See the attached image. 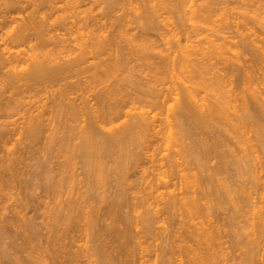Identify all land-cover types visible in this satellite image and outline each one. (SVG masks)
Segmentation results:
<instances>
[{
  "label": "bare ground",
  "instance_id": "bare-ground-1",
  "mask_svg": "<svg viewBox=\"0 0 264 264\" xmlns=\"http://www.w3.org/2000/svg\"><path fill=\"white\" fill-rule=\"evenodd\" d=\"M10 1L4 0L1 2L0 0V30H6V28L14 26L17 23V26L11 28L13 29L11 30V34H6L10 35V37L7 36V39L0 38V194H5L6 189L8 191L11 186L13 188L17 177V181L19 182L20 180L22 182L19 178L24 175L25 172L23 173V170L26 171V166L23 167L21 162L27 165V161L24 162L25 158L23 159L24 156H22L23 153H26L28 157L30 155L29 161L30 159L38 161L37 164L33 163L36 164L35 168L31 167L28 163L27 168L30 166L35 170H30L32 173L31 175L28 174L27 177L29 175L30 177L32 176V180L35 178V181L33 180L34 184H36L37 179L41 178V182L44 183L42 185L40 183L41 186H38L42 188V193L44 190H47L46 194L52 195L54 193L53 195H55L56 193L58 195H55L57 197L47 195V198L44 195V200L45 198L48 200V197H51L52 203L57 202L58 205L57 203L56 205L54 204L56 209L54 208L53 210L48 206L51 203L46 207L45 204L47 202H44V206L48 211L52 210L54 217L52 214H49L54 218L53 220L50 217L53 223L45 217L46 209L43 211L45 214L41 213L40 216L37 206H39L41 211L40 205L43 202H41L40 196L37 194L39 196L38 201L40 200L41 203L34 204V202H38V196H34L37 192L34 193V190L32 191L35 187L31 186L32 180L30 177L28 180H31V182H27L26 175L24 176L26 179L24 182L27 183L25 184L28 187H33L29 188L33 192V195L28 194L31 198L26 195L23 197L24 193L21 191L18 193V189L20 188H18L19 186L16 187L18 188V192L16 193L21 194L22 198L20 195L17 196V194H15V197H20L19 200L22 199L21 202H25H22L23 204L20 203V207L17 205L24 212V215H22L24 217L28 216L26 210H29V205H32V203L36 205L33 209L29 207L30 211L32 210L34 211L33 213L37 214V220L39 218H43V220L44 217L46 218L44 221L46 223L47 220L45 227L48 230L46 233L44 231L45 228L43 229L46 234L45 238L42 239L43 236H40V234L44 235V233L41 232L42 230H40L39 226L36 228V221L33 222L35 219L34 214H31L34 219L30 218L33 221L27 217L31 221L28 224H26L28 219L22 220L23 222L27 221L23 224L27 227L24 230L21 220L19 221L21 224L18 223L17 215L21 214V211L13 209L17 205H15L16 207L12 205L13 210L11 209V211L16 212V214L11 213L13 215L9 221L3 220L1 216L4 214H0V223L2 224V229L7 228L9 230L13 227V231H7L6 229V232L4 230L3 232L1 231L0 240L5 241L14 232L16 234L11 236L17 238L16 240L12 239L14 241L10 242V244H8L9 242L5 243L8 244L6 246L0 241L6 247L3 249L0 245L3 249L0 251V264H147L145 263L147 262L145 256H150L153 247L148 251V247H143L144 242H142L141 238H145L148 235L154 238L156 235L152 234L155 232L159 235L156 237L158 239L161 238L159 240L161 242L158 243L156 248L159 244L161 246L163 243L166 244H163V248L159 246L161 249H164L165 245L166 248L163 250V254L167 255L166 258L162 254L163 251L161 252V250H158L160 248H157L160 251L158 253L164 256L160 255L164 259V263L161 262L162 264H221L226 260H228L226 262L229 264V259L232 262L235 258L238 259L237 256L241 257H239L240 260L236 259L235 261L237 262L232 264H264V253L260 250L261 246L263 249L264 244L260 246L258 240H264V210L261 207L260 211V208L258 209L260 203L263 201H260L258 196L255 202V197L253 196L257 188L261 189L264 187L262 186L264 184V32L262 31V39L261 37L260 39L256 37L254 31L252 33L255 34L254 38L256 37L257 39H250L254 34L252 36L243 35V33H246L243 31L245 29L243 25L247 28L246 23L249 21L246 17V23L242 22L245 20L243 18L244 20L241 21L242 25L238 27L235 23L236 26L231 25L236 27L233 28L234 31L236 29L235 32L232 30L235 36L232 37L233 34L231 39H234L237 43H234L230 39L228 41V36L231 35L229 34L227 37L225 36L226 38L222 35L223 42L218 44V41H221V39L220 37H216L226 30L224 28L225 30L223 29V31L218 29L221 31L219 32L221 34H218L216 37L214 34L212 39L209 35L210 37L207 39H211L212 41L207 40L205 36L204 39L201 38L203 41L206 40V44L208 43L207 47L201 39L199 41L201 40L202 42H200L204 46H201L199 41L193 43L194 45L188 46L185 45L188 42H185V46H182V41L179 40L177 34L176 39L178 38V40L175 44L172 41V44L178 50L173 46L174 50L168 47V49L161 51L159 47L155 48V44L156 46L161 44L158 43L159 45H157L156 41L158 40L154 41L150 37L153 35V32L151 35L150 32L155 30V26L156 28L158 27L159 20L155 17L164 8H162V11H159L160 8H154L159 7L158 4L154 5L156 0H153L154 2L152 0H140L142 3L140 4L143 7L141 11L139 9L142 7H140L138 0L139 7H137L139 9H136L135 17L137 20H140L138 24H140L139 28H141L143 33L141 32L142 34L138 35L139 39L136 36L135 40L131 41V38L130 41L133 43L137 39L141 40V42L139 41L140 47L137 45V47L132 46L134 47L132 48L129 46L134 44H131L128 40L132 34L127 38L126 34L125 36L123 35L125 31H119L121 30V26L116 21L119 20L118 17L113 21L115 24L116 22L118 23V26L117 24L116 26L119 29L117 30L119 33H114L115 29L107 31L106 23L108 22L103 21L104 16L107 17V15H104L107 10L104 11L105 13H99V15H104L103 17L99 16V18L98 16L94 17L95 11L92 12L93 14L91 11H88L90 13L84 11L87 13L85 15L80 10L83 6L86 9L87 6L91 8L93 4H90L93 0H38V3L37 0ZM99 1L96 2L95 0L93 2L97 5L102 2V0L101 2ZM107 1L109 0H103L106 3ZM115 1L114 3H116ZM128 1L131 3V0ZM163 1L161 2L163 3ZM169 1H174L173 3H175L176 0H168L167 5ZM183 1L185 2V0ZM183 1L178 0V4L176 3L179 9H183L182 6H185ZM194 1L196 2V0H192V4L190 5H193ZM216 1L217 3H222L223 0ZM216 1H213L214 3L210 2L217 5ZM235 1L236 5L243 2L241 0V2L239 0L238 2L237 0ZM226 2L224 1L223 4H226ZM257 2H253L254 7ZM259 2L263 1L260 0ZM137 3L133 2L132 4L137 5ZM152 3L153 7L151 6ZM234 3L230 2L228 4ZM220 4H218V7L223 9L225 5L219 6ZM206 5L210 6L209 3H206ZM98 6L95 7L98 8ZM197 6L199 7V2L198 5L196 3ZM259 6L261 7V3L256 8ZM178 7H176L177 10ZM186 7L185 9H187ZM196 7H193L194 10ZM198 7L197 11L195 10L196 13L212 9V7L208 9L205 6L207 10L205 8L202 10L201 8L204 7L202 5L201 8L199 7L200 11H198ZM218 7L217 9H219ZM227 7L225 6V9ZM247 7V11L250 12L249 10H252L253 14V9H249L250 6L248 5ZM262 7L264 6L262 5ZM235 8L237 9V7ZM93 9L95 10L96 8ZM155 9L159 10L156 12ZM188 9L189 13L190 11H194L193 9L190 10L191 8ZM228 9L231 14L232 7L231 9L228 7ZM257 9H255L257 12L263 10L262 8L259 11ZM81 11L83 13H80ZM110 11L107 12L109 13ZM195 11L192 12L193 16ZM221 11L219 12L221 13ZM247 11L244 10V14H240H248L245 13ZM125 13L128 12L125 11ZM189 13L186 12L187 15ZM16 14L19 17H15ZM224 14L227 13H223L222 15L224 16ZM203 15L205 16V14ZM219 15L216 14L215 17H219ZM122 16L125 20L129 19L126 14L124 15V12ZM119 17L121 18V16ZM224 17L226 18V15ZM251 17L254 18V14ZM258 17L255 21H258ZM195 18L192 19L195 20ZM123 19L121 18L120 22ZM204 19L207 21V18L204 17ZM204 19L201 16V20ZM201 20L200 22H202ZM215 21L218 23L217 20ZM251 22H248V24L252 25ZM261 22L259 25L263 24L261 26L263 28L264 23L263 21ZM125 23L127 25V21ZM255 23L257 24L258 22ZM76 24L81 26L77 27ZM120 24L125 26L122 23ZM132 24L134 23L132 22ZM218 25L216 28H218ZM162 26L161 28L164 27ZM213 26L216 29V25ZM240 26L244 27V29ZM110 27L113 28L112 25ZM78 28H82L83 33L85 32L84 34H80V40L78 39L79 37L77 39L72 38ZM250 28L248 27V29ZM257 28L253 27L251 29L255 30ZM106 32L109 34L105 35ZM120 32L123 36L118 35ZM73 33L75 34L72 36ZM67 36H71L72 39L70 40ZM119 36L126 37L129 41L126 40L127 44L125 46L128 43L131 44L126 46L127 49L129 47L128 50H125L123 43L120 44L124 38L120 40ZM236 37H241L242 42L236 41ZM214 38L219 40L213 41ZM224 38L226 43H224ZM117 39L120 40H118L120 43H118ZM172 40H175V38ZM123 42L125 43V41ZM238 43H241V45ZM27 44L30 45H28L29 48L26 46ZM20 47H24L28 51L22 50ZM154 49H158L159 51L157 52L156 50L155 52ZM124 50L130 53L128 56L135 57H133L135 59L134 66L131 64L134 62H131L133 58L131 60L128 56L127 58H119L120 55V57H126V55L123 56L121 53ZM244 55H251V57L250 59L248 57L246 59ZM242 57L244 58V63L242 62ZM139 59H142L145 65H138V61L141 62ZM130 64L133 68L129 66ZM137 65H143V70L140 69L139 72L143 73V76L139 75L137 70L141 66L138 67ZM237 65H239V68ZM128 66L129 69L132 68L137 73L131 69L132 72H127L129 70L124 68ZM144 66L145 68H143ZM135 67H138V69L136 70ZM121 68L125 70V74L121 75L125 77L123 79L119 75L120 73H117L118 71L123 73V70H120ZM133 72L135 73L134 76L139 75L135 79L141 77L142 80L140 79L141 82L139 79V82L137 80H130L133 85L129 86L131 83L128 78H131V75L134 74ZM126 73H129V75L127 74L126 76ZM234 76L235 78H233ZM198 78L201 83L197 80ZM168 80L169 83H167ZM197 81L200 85L199 83L197 84ZM127 84L132 88L127 87ZM167 84L170 85L168 86ZM256 85L262 89L258 90ZM131 89H134V91H131ZM137 90L139 93H137ZM45 92L47 93L45 94ZM47 94V101L42 100V97L46 98ZM143 106L144 108L150 107L153 110L157 109L161 113L165 112L164 115L167 113L166 120L160 117L158 119L157 116L153 115L154 113L151 114L149 109L146 111ZM8 109L10 111H7ZM11 111L12 113L15 112L14 115L16 112L22 113L21 117L17 114V120L19 118L21 120L24 119L26 123L19 120L23 124L19 123L22 126L18 127L19 124L16 120L18 125L14 124L15 122L13 121L15 120L11 121L9 118L13 116V114H9ZM3 112H7L8 115L5 113L7 115L5 116ZM161 113L159 114L161 115ZM123 117L126 120H123L119 124L118 122ZM54 120H57L58 124L53 126V123H56ZM10 125H17L19 129H13L14 127ZM57 133H60V137H57ZM19 135H22V139H18ZM46 136L48 138L47 143L43 141ZM63 142L65 143L63 144ZM39 143L45 144L43 147L45 149H41L42 146L39 148ZM9 144H13L14 147L24 144L25 147L20 148V146L19 151L23 150L20 151L18 157H14L18 152H14L13 145L9 147ZM58 144H61L60 148L58 147L60 155L57 152L53 154L62 156L63 162L57 159L59 157H53L52 161L57 159V162H62V164L57 163V167H55L58 170L55 167L54 170L58 171L57 175L60 172L59 179L62 177L66 178H64L65 180L62 178V182L65 181L62 184L64 186L60 185L59 182L61 181L56 179L63 190L58 189L60 188V186L57 187L58 183L54 185L55 183L51 182L54 180L52 173H55V171L50 173L53 170L54 164L56 165V160L52 162L50 159V157L54 156L51 154L53 152L51 150L56 145L58 146ZM172 144H175L176 149L173 148ZM58 148L56 147V149ZM115 151L122 154L121 158L118 157L119 154L116 155L117 153H114ZM49 152L52 156L49 155ZM113 155L120 160L117 159L119 162H116V158H114L116 165H113L114 167L108 166L113 163L108 157H114ZM28 157H26V160H28ZM107 158L109 159L108 164H106L107 161L105 162V160H108ZM138 159L141 162L143 161V163L146 162L147 165L144 164V167L143 165L142 167L139 166L140 169L137 167L138 163L136 164ZM110 161L112 163H109ZM30 162L32 163V161ZM18 165L24 168H22L23 170L20 169L22 170V175L20 174L21 171L17 172ZM60 165L61 167H58ZM148 165L149 167H147ZM21 167L19 166V168ZM111 167L114 171L110 170L112 169ZM26 172L28 173V169ZM17 173L21 176H17ZM56 178L58 177L56 176ZM43 179L46 182L42 181ZM22 184L24 183H21L20 187H22ZM39 187L37 189H40ZM23 189L25 187L20 190L23 191ZM260 189L259 191H263ZM35 191H37L36 188ZM259 191L255 196L259 194ZM59 193L60 198L64 194L62 201L59 200ZM65 193L67 194L66 199ZM40 195L43 196L42 194ZM261 197L263 196L260 195ZM263 199L264 197L261 198V200ZM58 200L59 202L61 201L62 206L59 205ZM16 201L20 202L18 198ZM226 201L232 203L233 208L231 207V210L234 211L230 210L227 203V209L229 207L230 210L228 211L229 216L225 214L226 212L223 215L227 216V220H231L228 217L234 214L230 217L232 221L228 222L224 219L227 224L229 223L228 225L224 223L222 219L223 215L220 214V211H227L225 209ZM29 202L31 203L29 204ZM223 204H225L224 208ZM253 206L255 211L253 210L252 212L256 215H253L254 219H252L253 216L250 217L251 210L250 212L247 211L249 210L248 207L252 209ZM255 207L259 212L256 211ZM245 208V212L249 215H244ZM18 210L20 212H17ZM180 210L182 212L185 211L186 214L183 213L182 215L179 212ZM239 212H244L242 220L245 216L247 221H251L252 219L251 224L253 227H250L251 231L254 229V233L249 229L250 222L243 220V224L242 221H237L236 215L238 217ZM49 214L47 213L48 216ZM173 215L175 217L179 215L177 216L178 219L183 216L185 222L181 218L180 220H175L176 222L173 220L175 225H172L174 222H170V219L174 217ZM241 215L239 219H241ZM202 216L203 220L198 219L199 222H195L196 218ZM24 217L22 218L24 219ZM188 219H191L192 223L188 222ZM6 222L10 224L9 226L7 223L9 228L4 224ZM160 222H163L165 226L157 228L156 225ZM17 223L18 225H16ZM32 223L35 224V227ZM48 223L49 225L52 223V225L48 226ZM246 223L249 224L247 225ZM19 224L22 227H19ZM140 224H143V226ZM41 225L43 228L44 224L41 223ZM141 226L143 227L142 229L139 228ZM19 228H22L23 232ZM35 228L39 229L40 232L36 231ZM247 229L248 231H246ZM36 232L40 233L38 236L40 237L39 243L42 240L44 241L42 242L44 246L38 244V242L37 244L35 243L37 246H43L40 249V253H37L39 246L36 248L35 244H32L34 239L35 242L37 241L35 237H37L38 233ZM142 232L144 233L143 236ZM228 238H231L230 243L228 242ZM246 239H248V242ZM224 240L229 244L223 242ZM228 245L230 246L228 247ZM241 246H244L246 250H243ZM238 248L242 250V253H240ZM36 249L38 250L37 252ZM234 249L239 251L236 250L238 253L235 254L240 253L241 255H236L233 259L231 253L235 252H233ZM156 255L158 256V254ZM229 255L231 256L229 257ZM84 258L87 260H85L86 263L84 262Z\"/></svg>",
  "mask_w": 264,
  "mask_h": 264
},
{
  "label": "rangeland",
  "instance_id": "rangeland-1",
  "mask_svg": "<svg viewBox=\"0 0 264 264\" xmlns=\"http://www.w3.org/2000/svg\"><path fill=\"white\" fill-rule=\"evenodd\" d=\"M2 1H4V0H1V2H2ZM8 1H10V0H8ZM23 1H28V0H23ZM93 1H95V0H93ZM93 1H92V3H91L90 5L93 4L94 7L91 6V8H90V7L87 6V9H86V8H84L85 6H83V8H81L80 10H82L83 12H84V11H85V12H86V11H87V12H88V11H91V13L95 11V12H94L95 16H94V15H93V16H94V17H97V16H98V18H99V16H102V17H103L104 15H107V17L104 16V19H105V18H106V19H105V20L103 19V21L108 22V23H106V24H107L109 27L105 24V25H106V29H107V31H113V30L115 29V30H114V33H116V32L119 33V32L117 31V30H119V29L117 28V26H118V23H117V22H119V25L121 26V27H120L121 30H119V31H122V30H123V31L126 32L127 30H129V31H127L128 34L124 32V34H123L124 36H125V34H126V35H127L126 37L129 38V36H131V34H132V36L130 37V39H128L129 41L131 40V38H132L131 41L135 40L136 36H137L138 39H139L140 34H142L143 32L141 31V28H139L140 24H138V23H140V20H137V19H136V17H135V13H136V12H135V11H136V9H139V8H138L139 5H140V7H142V6H141L142 3H141L140 0H139L140 2H139L138 0H135V1H134V0L132 1V0H131V3H129L128 0H127L128 2H127L126 0H122L121 2H120V0H118V1H117V0H116V1L114 0L116 3H114L113 0H109V1H107V3H106V2H103V0H102V2H103L104 4L101 2V0H100V1H99V0H96V2L99 1V2H101L103 5H102L101 3H99V4L96 5V3H94ZM111 1H112L113 3H112ZM137 1H138L139 5H138ZM152 1H153V0H152ZM152 1H151V2H152ZM154 1H155V0H154ZM154 1H153V2H154ZM159 1H160V0H156L155 2H157V3L154 2V5H155V4H158V5H159V7L156 5L157 7H154V8H160V10L157 9V10H159V11H162V8H164V9H163L162 12H158V13H157V14H159L158 16H157V14H156V17H155V18L159 20V21H158L159 23H158V22H155V23H158V24H157L158 27L156 28V26H155V30H152V31L150 32V35H151V33L153 32V35H151L150 37H152V39H153L154 41H155V40H158V41H156L157 45H159L158 43H160L161 45L156 46V44H155L154 46H155V48L159 47L160 49H159V48H158V49L161 50V51H163L164 49H168V47H169V48H173V50H174V47H175V46H174L173 44H175V42H177L178 38H179L180 41H182V43L179 41V42L181 43L182 46H185V45L188 46V45H191V44L194 45L193 43H196V42L199 41V39H201V38L204 39V38L206 37V39H207L208 37L211 36L210 38L212 39V38L214 37V34H215V37H216L218 34H221V33H222V34H221L220 36H217V37H216V38H219V37H220V39H221V41H218V44H219V43L221 44V43L223 42V41H222V38H221L222 35H223L224 37H225V36L227 37V35H229V34H231V35L228 36V37H229V38H228V41L232 40V41H234V43H237V42H235L234 39H231V36L234 34V33L232 32V30L234 31L233 28H236V27H235L236 25H237V27H238L239 25H242L243 23H246V17H247V20H249V21H248L249 23L253 20V21L251 22L252 25H253L255 22H258V23H257V24H258V26H257L258 28L256 27V25H257L256 23H255L256 25L254 24V26H252L251 24H248V22H247V23H246V24H247V28H246L245 25H243V26L245 27V29H244V27L240 26L241 28L244 29L243 31L246 32L245 34L243 33V35H245V36H247V35H248V36H252V34L255 33V34H256V37H259V39H260V37H261V39L264 37L263 34H262V33L264 32V26H263V28H261V26H262L263 24H262L261 26L259 25V24L262 23L261 21H263V23H264V15H263V14H264V11H263V10H264V7H262V5L264 6V0H261V1H263V2H259L260 0H259V1L257 0L259 3H258L256 0H255V1H254V0H245V3H246V4L244 3V0H241V1H243V2H241V1L239 0V2H241V3H240V4L238 3V5H236L237 3H236L235 0H233V1H231V0H229V1H228V0H223L222 3H221V2H218V3H217L216 0H206V2H204L205 0H199V1L196 0V2H195V1L193 2V5H194V6H193V5H190V4H192V0H188V1L185 0V2L182 0V1L184 2V5H185V6H182L183 9H179V7H178V5H177V4H178V0H176L175 3H173L174 1H173V2H170V1H169V4H168V5L166 4V3H168V0H164V1H165V3H164V1H163L164 4L161 2L162 0L160 1L162 4H161ZM166 1H167V2H166ZM200 1H201V2H200ZM210 1H211V2L216 1V4H217V5L212 4ZM218 1H221V0H218ZM224 1H227L226 4H225V3L223 4ZM10 2H11V1H10ZM10 2H8V3H10ZM109 2L111 3V5H110ZM122 2H123V3H122ZM133 2H134V3H137V5H136V4H132ZM151 2H150V3H151ZM190 2H191V3H190ZM198 2H199V7H200V8H201L202 5L204 6V7L201 8L202 10H203L204 8H205V10H207L206 7H208V9H210V8L212 7V9H210L209 11H205L206 13L204 12V10H203L204 13H203L202 11L196 13V11H197V7H198V6L196 7V3H197V5H198ZM230 2H231V3H232V2H233V3L235 2V3L229 5L228 3H230ZM237 2H238V0H237ZM251 2H252V3H253V2H257V3H255V7H254V3H253V5H252ZM3 3H4V2H3ZM37 3H38V0H37ZM119 3H120V4H119ZM140 3H141V4H140ZM176 3H177V4H176ZM185 3H186V4H185ZM201 3H202V4H201ZM206 3H207V4L209 3L210 6H207ZM213 3H214V2H213ZM220 3H221V4H220ZM260 3H261V7L259 6V7H257V8H258V9H257L256 6L260 5ZM262 3H263V4H262ZM1 4H2V3H1ZM5 4H6V2H5ZM94 4H95V5H94ZM118 4H119V5H118ZM129 4H130V5H129ZM160 4H161V5H160ZM170 4H171V6H172L171 8H170ZM172 4H173V5H172ZM175 4H176L177 6H176ZM204 4H205V5H204ZM218 4H220L219 6H224V5H225L226 7L228 6V7H230V9H231V7H232V9H231V10H232V11H231L232 13H233L234 9H235V11H234L233 14L231 13V14H232V15H231V14H230V10L228 9V7L226 8V9H228V10L225 9V6L223 7V9H221V7H220V8L218 7ZM241 4L244 6V8H243V6H242ZM244 4H245V5H244ZM249 4H251V5H249ZM98 5H100V6H98ZM107 5H108V6H107ZM109 5H110V6H109ZM112 5H113V6H112ZM114 5H115V6H114ZM131 5H132V6H131ZM133 5H134V6H133ZM165 5H166V6H165ZM186 5H187V7H186ZM213 5H214V6H213ZM231 5H232V6H231ZM240 5H241V6H240ZM247 5L250 6L249 9H253V11H254L253 14H254L255 17L257 16V14H258V16H260V17L257 16V17H258V21H255V20H257V17H256L255 20H254L255 17H254V18L251 17V15L253 16V14H252V10H249L250 12H248V11H247V10H248ZM95 6H98L99 9H98L97 7H95ZM117 6H118V7H117ZM119 6H120L121 8H120ZM123 6H124V7H123ZM128 6H129V7H128ZM137 6H138V7H137ZM151 6L153 7V3L151 4ZM160 6H163V7H160ZM167 6L169 7V10H168V7H167ZM173 6H174V7H173ZM188 6H190V7H188ZM192 6H193V7H196V9H195L196 11L194 10V8H193ZM205 6H206V7H205ZM215 6H217L219 9H217V7L215 8ZM238 6H240V7H238ZM101 7H102V8H101ZM103 7H104V8H103ZM110 7H111V8H110ZM122 7H123V8H122ZM126 7H127V8H126ZM135 7H136V8H135ZM165 7H166V8H165ZM176 7H178V10H177ZM185 7H186L187 9H185ZM199 7H198V11H200V10H199ZM235 7H237L238 10H237ZM251 7H252V8H251ZM93 8H96L97 10H96V9L94 10ZM106 8H107V9H106ZM128 8H129V10H128ZM131 8H132V9H131ZM172 8H173V12H172ZM174 8H175V9H174ZM188 8H191L190 10L193 9V10L195 11L194 16H193V13H192V12H194V11H190V13H189V12H188V11H189ZM213 8H214V10H213ZM239 8H240V10H239ZM261 8L263 9L262 11L260 10ZM83 9H84V10H83ZM88 9H91V10H88ZM92 9H93V10H92ZM109 9H110L111 11H110ZM114 9H115L116 11H115ZM123 9H124L125 11H127L129 14H128V13H125V11H124ZM142 9H143V7L140 8L139 10L142 11ZM255 9H257L258 11L260 10V12L255 11ZM30 10H31V8H30ZM106 10H107V11H110V12L108 13ZM155 10H156V9H155ZM157 10H156V12H157ZM166 10H167V11H166ZM175 10H176V13H175ZM185 10H186V11H185ZM211 10H212V11H211ZM221 10H222V11H221ZM244 10L247 11V12H245V13H248V14L242 15V14H244V13H243ZM82 11H81L80 13H83ZM102 11H103V12H102ZM104 11H106L107 14H106ZM129 11H130V12H129ZM178 11H179V12H178ZM219 11H221V13H220ZM225 11H227V12H225ZM228 11H229V12H228ZM237 11H238L239 14L237 13ZM239 11H241V12H239ZM85 12H84V14L86 15L87 13H85ZM123 12H124V15H125V14L127 15V18L129 17L128 20L123 19V16H122V15H123ZM164 12H165V13H164ZM186 12L189 13V14L187 15ZM210 12H211V13H210ZM215 12H216V13H215ZM255 12H256V13H255ZM262 12H263V13H262ZM88 13H90V12H88ZM99 13H105V14H104V15H102V14L99 15ZM130 13H131V15H130ZM132 13L134 14V16H133ZM180 13H181V15H180ZM184 13H185V14H184ZM198 13H200V14H198ZM201 13H202V14H201ZM219 13H220V15H219ZM223 13H227V14H228V15H227V14H224V16L226 15V18L222 15ZM236 13H237V14H236ZM240 13H242V14H240ZM261 13H262V16H261ZM92 14H93V13H92ZM137 14H138V13H137ZM137 14H136V16H137ZM161 14H162V15H161ZM178 14H179V15H178ZM183 14H184V16H183ZM203 14H205V16H204ZM206 14H208V15L206 16ZM209 14H210V15H209ZM211 14H212V15H211ZM213 14H215V15L218 14L219 17H218V16L215 17V15H213ZM235 14H236V15H235ZM249 14H250V16H249ZM255 14H256V15H255ZM128 15H130V16H128ZM197 15H198V16H197ZM221 15H222V16H221ZM82 16H84V15L82 14ZM119 16H121V18L123 19V20H121V22H120V19H121V18H120ZM178 16H179V17H178ZM187 16H188V19H187ZM201 16H202L203 19H204V17L207 18V21H208V22L206 21V19L201 20ZM209 16H210V18H209ZM228 16H229V17H228ZM230 16H232V17H230ZM238 16H239V17H238ZM240 16H241V17H240ZM15 17H19V15L16 14ZM21 17H22V16H21ZM21 17H20V18H21ZM117 17H118L119 20H116ZM132 17H133V18H132ZM158 17H159L160 19H159ZM182 17H184V18H182ZM195 17H196V18H195ZM220 17H221V18H220ZM223 17H224V18H223ZM233 17H234V18H233ZM236 17H237L239 20H238ZM250 17H251V18H250ZM125 18H126V17H125ZM179 18H182V19H179ZM192 18H193V19L195 18L196 21L193 20ZM212 18H214V19H212ZM228 18H229V19H228ZM231 18H232L233 20H232ZM240 18H241V19H240ZM243 18H244L245 20H244ZM248 18H249V19H248ZM156 19H155V21H156ZM186 19L189 20V21H187ZM211 19H212V20H211ZM223 19H224V20H223ZM234 19H235V20H234ZM107 20H108V21H107ZM109 20H110V21H109ZM111 20H112V21H111ZM113 20H114V21H115V20L117 21V22H116L117 26H116V24H115V22H114ZM135 20H136V22H137V21H139V22L136 23ZM181 20H182V21H181ZM191 20H193V21H191ZM200 20H201L202 22H200ZM210 20H211V21H210ZM215 20H217L218 23H216ZM219 20H221V21H223V22H221V21H219ZM228 20H230V21L228 22ZM242 20H244V21H242ZM125 21H127V25H125V24H126ZM161 21H162V22H161ZM194 21H195V22H194ZM205 21H206V22H205ZM212 21H214L215 23L212 22ZM231 21H232V22H231ZM233 21H234V22H233ZM237 21H238V22H237ZM241 21H242L243 23H242ZM109 22H110V24H109ZM132 22H133L134 24H132ZM219 22H220V23H219ZM225 22H226V23H225ZM227 22H228V23H227ZM230 22H231L232 24H231ZM240 22H241V23H240ZM120 23L124 24L125 26L121 25ZM198 23H199V24H198ZM204 23H205V24H204ZM207 23H209V24H207ZM222 23H223V24H222ZM224 23H225V24H224ZM234 23H235L236 25H235ZM238 23H239V24H238ZM135 24H136V25H135ZM137 24H138V26H137ZM161 24H162L164 27H163ZM200 24H201V25H200ZM211 24H212V25H211ZM218 24H219V25H218ZM221 24H222V25H221ZM111 25L113 26V28L110 27ZM213 25H216L215 28H216L217 25H218V28H216L217 31H218L217 33H216V29L213 28V27H214ZM220 25H221V27H219ZM225 25H227L228 29H227V27H225ZM228 25H230V26H228ZM231 25H235V26H231ZM250 25H251V26H250ZM14 26H17V23H16V25L14 24ZM14 26L12 25V26H10L9 28H6V30L4 29L3 31H2V29H1V30H0V35L2 34V36H1L0 38L3 37L2 39H7L8 37H10V35H6V34H11V30H13V29H11V28H13ZM76 26L79 27V26H81V25L78 26V25L76 24ZM159 26H160V27H159ZM161 26H162L163 28H161ZM198 26H199V27H198ZM211 26H212V27H211ZM223 26H224V27H223ZM77 27H76V28H77ZM122 27H123L124 29H123ZM200 27H201V29H200ZM222 27H223V28H222ZM230 27H231V29H230ZM248 27H249V28H250V27H251V28L255 27V28H257V29L254 30V29H251V28H250V29H251V30H250V29H248ZM259 27H260V28H259ZM82 28H83V26H82ZM82 28H81V29H79V28L76 29V31H75L76 34L73 33L72 36H73L74 34H75V35H74V37H72V38H76V39H77V37H79L78 39L80 40V36H81L80 34L83 33V29H82ZM126 28H127V29H126ZM135 28H137V29H135ZM203 28H204V29H203ZM220 28H222V29H220ZM224 28H225L227 31L230 30V31H228L229 33H228ZM241 28H240V29H241ZM8 29H9L10 31H9ZM160 29H161V30H160ZM199 29H200V30H199ZM218 29H219V30H222V31H223V29H224L225 31L221 32V31H219ZM246 29H247L248 31H247ZM258 29H259V30H258ZM7 30H8L10 33H9ZM78 30H79V31H78ZM80 30H81V31H80ZM213 30H215V31H213ZM154 31H155V32H154ZM235 31H236V29H235ZM235 31H234V32H235ZM249 31H250V32H249ZM253 31H254V33H252ZM256 31H257V32H256ZM262 31H263V32H262ZM4 32H6V33H4ZM79 32H80V33H79ZM138 32H139V33H138ZM141 32H142V33H141ZM219 32H221V33H219ZM225 32H227V33H225ZM231 32H232V33H231ZM247 32H248L249 34H248ZM259 32H261V33H259ZM84 33H85V32H84ZM84 33H83V34H84ZM129 33H130V34H129ZM154 33H157V34H154ZM169 33L172 34V35H174V36H173V37H172V35L170 36ZM174 33H175V34H174ZM223 33H224V34H223ZM4 34H5V37H4ZM108 34H109L108 32L105 33V35H108ZM133 34H134V37H133ZM177 34H178V38L176 39ZM255 34L253 35V37H250V39H251V38H253V39H257L256 37L254 38ZM258 34H259V35H258ZM260 34H261V36H260ZM77 35H79V36H77ZM118 35H121V32H120V34H118ZM123 35H121V36H123ZM138 35H139V36H138ZM155 35H156V36H155ZM175 35H176V36H175ZM209 35H210V36H209ZM257 35H258V36H257ZM7 36H8V37H7ZM121 36H119V37H120L119 39L121 40V38H122V39L124 38L123 41H125V43H124L123 41H121V43H120V42H119V41H120L119 39H117V41L119 40L118 43H120V44L123 43V45L125 46V44H127V41H128V40H127L126 37H121ZM154 36H155V37H154ZM204 36H205V37H204ZM223 36H222V37H223ZM234 36H235V34H234L232 37H234ZM262 36H263V37H262ZM6 37H7V38H6ZM68 37L70 38V40L72 39L71 36H67V38H68ZM157 37H158V38H157ZM160 37H161V38L163 37V38L161 39ZM165 37H166V38H165ZM226 37H225V38H226ZM125 38H126V39H125ZM155 38H156V39H155ZM164 38H165V39H164ZM174 38H175V40H172V39H174ZM216 38H214L213 41H217V40H219V39H216ZM225 38H224V43H226ZM240 38H241V37H240ZM240 38L236 37L235 39H236V41L242 42V40H241ZM138 39H137L136 41H134V43L130 41L131 44H134V45H131L130 43H128V45H126V46L131 45V46H129V47H132V46L137 47V45H139V47H140V45H141V44H140L141 40H138ZM159 39H161V40H159ZM167 39L169 40V41H168L169 43L167 42ZM170 39H171V40H170ZM203 39H201V40L203 41ZM211 39H210V40H211ZM215 39H216V40H215ZM229 39H230V40H229ZM239 39H240V40H239ZM73 40H75V39H73ZM126 40H127V41H126ZM187 40H188V41H187ZM201 40H200V41H201ZM207 40H209V39H207ZM210 40H209V41H210ZM226 40H227V39H226ZM129 41H128V42H129ZM139 41H140V42H139ZM159 41H160V42H159ZM172 41H173V44H172ZM200 41H199V42H200ZM202 41H201V42H202ZM204 41H205V42H204ZM204 41H203V44L205 43V46H206L208 43L206 44V40H204ZM211 41H212V40H211ZM232 41H231V42H232ZM138 42H139V43H138ZM185 42H186V43L188 42V44H185V45H184ZM201 42H200V43H201ZM207 42H208V41H207ZM142 44H143V43H142ZM238 44L241 45V43H238ZM28 45H29V44H27L26 46L29 48L30 45H29V46H28ZM118 45H119V44H118ZM123 45H120V46H123ZM200 45H201V46H204V45H202V43H201ZM26 46H24V47H26ZM126 46H125V50L127 49ZM173 46H174V47H173ZM207 46H208V45H207ZM207 46H206V47H207ZM24 47H20V49H22V50H26V49H24ZM129 47H128V49H129ZM121 48H122V47H121ZM132 48H134V47H132ZM175 48L178 50L177 47H175ZM128 49H127V50H128ZM158 49H156L157 52L159 51ZM125 50H124L125 54H124V52H121V53H122L123 56L126 55V57H125V56H124V57H120L121 55L119 54V55H120L119 58H127V56L130 55V53H129V52H126ZM156 50L154 49L155 52H156ZM26 51H28V49H27ZM161 51H160V52H161ZM239 51H240V50H239ZM126 53H127V54H126ZM133 57H134V56H133ZM133 57L128 56V58H130V60H131V58H133ZM244 57H245L246 59H248V58L250 59L251 55H250V56H245V55H244ZM247 57H248V58H247ZM134 58H135V57H134ZM134 58H133V60H131V62L134 61V62L131 63L133 66L135 65V64H134V63H135V59H134ZM242 58H243V57H242ZM137 60H138V59H137V56H136V62H137ZM139 60H141V62L138 61V65H139V64H144V65H145L144 61L142 62V59H139ZM243 61H244V58L242 59V62H243ZM243 63H244V62H243ZM131 64L129 65L130 67H132ZM240 64H242V63H240ZM138 65H137V66H138ZM129 66H128L127 68H124V69L129 70V71H127V72L130 73V71L133 70V69H132L133 67L130 68V69H131V70H130V69H129ZM140 66H141V65H140ZM140 66H138V67H140ZM142 66H143V65H142ZM142 66H141V68H139V69H138V67H135L136 70L138 69V70H137L138 73L140 72V69L143 70V69H142ZM238 66H239V65H237V67H238ZM240 67H241V66H240ZM135 68H134V69H135ZM143 68H145V66H144ZM238 68H239V67H238ZM120 70L122 71L123 68H121ZM133 71H134L135 73H137V71H135V70H133ZM145 71L147 72V70H145ZM131 72H132V71H131ZM134 72H133V73H134ZM117 73H118V74L120 73L119 75L121 76V75L125 74V70H123V73L120 72V71H118ZM129 73H126V76H127V74L129 75ZM135 73L132 74L133 77H134L133 79H132V75L130 74V75H131V78H130V77L128 78L129 81H130V80H132V81L137 80V81L139 82V80L141 79V77L138 78L139 80H138V79H135V77L137 76V75L134 76ZM118 74H117V76H119ZM140 74H141V73H139V75H140ZM139 75H138L137 77H139ZM141 75L143 76L144 74L142 73ZM120 76H119V77H120ZM179 76H180V78H182L181 75H179ZM137 77H136V78H137ZM121 78L123 79V78H125V77L121 76ZM143 78H144V77H143ZM177 78H178V77H177ZM233 78H235V76H234ZM141 80H142V79H141ZM141 80H140V82H141ZM197 80H199V78H198ZM199 82L201 83L200 80H199ZM199 82L197 81V84H198ZM127 83H128V81H127ZM130 83H131V81H130ZM167 83H169V80L167 81ZM200 83H199V85H200ZM130 85H133V84L131 83V84H129V86H130ZM167 85H168V84H167ZM167 85H166V86H167ZM169 85H170V84H169ZM169 85H168V86H169ZM193 85H194V84H193ZM257 85H259V84H257ZM257 85H256V87H257ZM129 86H128V84H127V87H129ZM254 86H255V85H254ZM260 86H262V85L260 84ZM260 86H259V87H260ZM134 87H135V86H134ZM134 87H133V88H134ZM196 87H200V86H196ZM256 87H255V88H256ZM129 88H132V87H129ZM167 88H169V87H167ZM262 88H263V86H262ZM262 88H261V87H260V88L257 87L258 90H259V89H262ZM55 89H56V88H55ZM134 89H135V88H134ZM134 89H131V91H132V90L134 91ZM137 91H138V90H137ZM135 92H136V91H135ZM207 92H209V91H207ZM46 93H47V92H45V94H46ZM137 93H139V91H138ZM43 94H44V93H43ZM208 94H210V93H208ZM42 96H43V95H42ZM42 96H41V97H42ZM41 97H40V98H41ZM45 97H46V96H45ZM47 98H48V94H47V97H46V98L42 97V100L44 99V101H47ZM20 99H22V98H20ZM45 99H46V100H45ZM40 100H41V99H40ZM27 101H28V99H27ZM42 102H43V101H42ZM42 102H41V103H42ZM38 104H39V103H38ZM38 104H37V105H38ZM42 104H43V103H42ZM250 105H251V104H250ZM143 108H144V106H143ZM146 108H147V109H146ZM146 108H144V109H145L146 111H148V109H149V112L151 111V112H150L151 114L154 113L153 115H154V116H157L158 119H160V118H161V119L164 118V119L166 120L167 113H166V115H164L165 112H164V113H161V111L159 112V110H157V109H156V110H153V109H151L150 107H146ZM11 109H12V108H11ZM144 109H143V110H144ZM145 110H144V111H145ZM165 110H166V109H165ZM165 110H164V111H165ZM7 111H10V109H8ZM14 111H16V110H14ZM154 111L156 112V115H155V112H154ZM162 111H163V110H162ZM3 113H4V112H3ZM5 113H7V112H5ZM5 113H4V114H5ZM14 113H15V112H14ZM14 113H12V111H11L9 114H10V115L13 114V116H12V117H9V116H10V115H9L8 117L10 118L11 121H12V120H15V121H13V122H15L14 124H17V122H16V120L18 119V115H17V114L20 115L19 117H21V115H23V114H22V113H19V112H16V114L14 115ZM159 113H161V115H160ZM4 114H3V115H4ZM7 115H8V113H7ZM7 115L5 114V116H7ZM16 115H17V117H15ZM158 115H159V116H158ZM163 115H164V116H163ZM5 116H3V117H5ZM151 116H152V115H151ZM25 117H27V116H25ZM159 117H160V118H159ZM22 118H24V117L22 116ZM1 119H3V118H1ZM5 119L7 120V118H5ZM164 119H163V121H165ZM19 120L22 121V122L25 121L24 119L21 120L20 118H19ZM19 120H17V121H18V124H19V123H20V124H23V123L20 122ZM123 120H124V117H123V118L120 120V122H118V123H119V124L122 123ZM125 120H126V118H125ZM125 120H124V121H125ZM2 121L5 123L4 120H2ZM8 121H9V120H8ZM11 121H9V122L11 123ZM161 121H162V120H161ZM6 122H7V121H6ZM54 122H56V123H55V124L53 123V126L56 125V124H58L57 120H54ZM1 123H2V122H1ZM7 123H8V122H7ZM10 123H8V124H10ZM25 123H26V121H25ZM18 124H17V125H18ZM20 124H19L18 127L22 126V125H20ZM164 124H165V123H164ZM164 124H163V126H164ZM17 125H14V126H13V125H10V126H11V127H14L13 129H15V128L19 129V128L17 127ZM115 125H117V124H115ZM10 126H9V127H10ZM57 127H58V126H57ZM58 129H59V128H58ZM62 130H63V129H62ZM174 130H175V129H174ZM174 130H173V131H174ZM57 134H58V133H57ZM59 134H60V133H59ZM59 134L57 135V137H60ZM61 135H63V134L61 133ZM21 136H22V135H21ZM21 136L19 135L18 139H19V138L22 139ZM48 136H49V135H48ZM23 138H24V136H23ZM15 139H16V137H15ZM47 139H48V138H47V136H46V138L43 139V141H44L45 143H47V142H48ZM77 140H78V138H77ZM75 141H76V140H75ZM78 141H79V140H78ZM41 142H42V141H41ZM44 142H43V143H44ZM73 142H74V141H73ZM64 143H65V142H63V144H64ZM74 143H76V142H74ZM77 143H78V142H77ZM14 144H15V142H14ZM10 145H13V144H9V147H11ZM15 145H16V144H15ZM172 145H173V144H172ZM174 145H175V144H174ZM174 145H173V146H174ZM20 146H21V147H20ZM23 146H24V144L19 145L20 148H22ZM32 146H34V145H32ZM41 146H42V147H41ZM44 146H45V144L39 143V148L41 147V149H45V148H43ZM60 146H61V144H60V145L58 144V146L56 145L55 147L53 146L54 148L52 147L53 150H51V151H53V152H52L51 154L54 155L53 153H55V152H57V154H59L58 151H59ZM173 146H171V147H173ZM15 147H16V146H15ZM15 147H14V145L12 146V148L15 149V151H14L12 148H11V150H13V151L16 152V153L18 152L17 155L14 156V157H18L19 154H20V151L23 150V149H21V150L19 151L20 148L18 147V145H17L16 148H15ZM24 147H25V146H24ZM56 147H57V148L59 147V148L56 149ZM175 147H176V146H174L173 148H175ZM180 147H181V145H180ZM180 147H178V148H180ZM182 147H183V145H182ZM37 148H38V147H37ZM16 149H18V151H16ZM54 149H55V150H54ZM175 149H176V148H175ZM175 149H174V150H175ZM2 153H3V152H2ZM114 153H115V154L117 153L116 155L119 154L118 157L122 156V154H121L120 152H118V151H117V152L115 151ZM41 154H42V151H41ZM57 154H55L54 156H52V155H50V152H49V155L52 156V157H50L49 155H48V157H50L51 161H52L53 157H54V158L59 157V158H57V159H58L59 161H62V162H63V158H61L62 156L60 157V156H59L60 154H59V155H57ZM115 154H114V155H115ZM56 155H57V156H56ZM114 155H113V156H114ZM22 156H24L23 159L25 158L24 162L27 161V165H26L25 163H22V162H21V165H22L23 167L26 166V167H25V170L27 171V169H28V173H27L26 171L23 170L24 168L21 167V165H18V171H17V172L19 173V172L21 171L20 174L22 175V170H23V173L25 172V173H27V174L24 173V175H22V176L20 175V176L22 177V178H21V177L18 175V173H17V176L20 177L19 179H21L22 182H21L20 180H19V182H18V181H17V180H18V177H17V180H15L16 182L14 181V184H15V185L13 184V186H14L15 188L19 186L18 188H20V189H22L23 187H25V189H26V186H27L26 184H27V183L24 182V181H25L26 179H27V180H26L27 182L29 181L28 178L30 177V175H31V173H32V172H30V170H32V171L35 170V169H33V168L36 167V164L38 163V161H37V160H34V159H32V160L30 159V161H32V163H31V162L29 161V157H30V155H29V157H28V154L26 155V153H25V154L23 153ZM26 157H28V160H26V159H27ZM108 158H110V160L113 161V163H112V161H110L109 163H112V164H109V165H108V166L111 165L112 167H114V166L116 165V162H119L118 160H120L119 158H116L115 156H114V157H108ZM108 158H107V159H108ZM111 158H112V159H111ZM114 158H116V162H115V163H114V161H115ZM120 158H121V157H120ZM23 159H22V161H23ZM57 159H54V160L52 161V162H54V161L56 160V161H55L56 165L54 164V166H53V163H52L53 168H52V166H51V168H52L53 170L50 171V173H52V172L55 171V173H52L53 176H52V174H51L52 178L54 179V180L51 181V182H53V184L55 183L54 185H56V183H58L59 181H61V182H59V183H60V185H62L63 182H65V181L62 182V180H63L65 177H64V178L62 177L63 179H62V178L59 179V177H60V176H59V173H60V172H59L58 175H57V172H58V171H56V170H58V168H56V167H57V163H61V164H62V162H59V161L57 162ZM117 159H118V160H117ZM142 159H143V158H142ZM142 159H140V160H142ZM33 160H34V161H33ZM36 161H37V162H36ZM106 161H107L106 164H108L109 159H108V160H105V162H106ZM144 161H146V160H144ZM19 162H20V161H19ZM28 163H29L30 166L33 167V168H31L30 166H29L30 169L27 168L28 165H29ZM33 163H36V164H33ZM137 163H138V164H137ZM139 163H140V164H139ZM141 163H142V164H141ZM32 164H33V165H32ZM136 164L138 165L137 167H139V166L142 167V165H143V167H144L145 165H147L146 162L143 163V161L141 162V161H139V159H138V162L136 161ZM144 164H145V165H144ZM113 165H114V166H113ZM118 165H119V164H118ZM19 166H20L21 168H19ZM55 166H56V167H55ZM54 167H55L56 170H54ZM58 167H61V165L58 166ZM112 167H111V168H112ZM135 167H136V166H135ZM140 167H139V168H140ZM147 167H149V165H148ZM22 168H23V169H22ZM26 168H27V169H26ZM139 168H138V169H139ZM20 169H22V170H20ZM59 169H60V168H59ZM140 169H141V168H140ZM49 170H50V169H49ZM110 170H111V171H114L113 168L110 169ZM110 170H109V171H110ZM29 172H30V173H29ZM78 172H79V171H78ZM28 174H30L29 177H27ZM54 174H55V175H54ZM25 175H26V176H25ZM60 175H61V174H60ZM24 176L26 177V179H25ZM56 176H57L58 178H56ZM61 176H63V175H61ZM54 177H55V178H54ZM32 178H33V177L31 176L30 179L32 180ZM80 178H82V177H80ZM80 178H78V179H80ZM34 179H35V178H34ZM34 179H33V180H34ZM39 179H40V180H39ZM39 179L36 180V184H34L35 182H33V180H32L31 186L33 185V187H35L36 190H37V191H35V188L32 189V191L34 190V191H33L34 193L37 192L36 194H34V196H35V195H36V196L39 195V196H40V200H41V202H43V203H41L40 200L38 201V198H39V196H38V197H37V201H38V202H36V203L34 202V204H37V203H41V205L43 204L42 207H41V205H40V208L42 209V210H41L42 212L40 211L39 206H37V208H38L37 210H39L38 213H40V216H41V213H44L43 211L46 209V210H45V212H46L45 217L47 218V220H49L50 217H52V216H50V214H52V210H49V211H48V209H47L46 207L49 206V207H51L50 209H53V210H54V208L56 207V206H54V204L56 205L57 202L52 203L53 201H51L50 198H51V197H57L58 195H57L56 193H55V195H57V196L53 195L54 193H52V195H51V194H48V193L46 194V191H47V190H44L45 194H44V192L42 193L43 190H41L42 188H40L39 186H41L42 183H44V182H41V178H39ZM56 179H58L59 181L56 180ZM65 179H66V178H65ZM65 179H64V180H65ZM31 180H30L29 182H31ZM51 180H52V179H51ZM34 181H35V180H34ZM42 181H45V180L43 179ZM55 181H56V182H55ZM45 182H46V181H45ZM17 183H18V184H17ZM19 183H20V184H21V183H24V184H22V187H20L21 185H20ZM25 183H26V184H25ZM40 183H41V185H40ZM47 183H48V182H47ZM59 183L57 184V185H58L57 187L60 186ZM28 184H29V183H28ZM50 184H52V183H50ZM23 185H25V186H23ZM38 185H39V186H38ZM29 186H30V184H29ZM62 186H64V185H62ZM62 186H60V188H58V189L61 190V189H62V188H61ZM79 186H80V185H79ZM79 186H78V187H79ZM262 186H264V184H263ZM14 187H13V188H14ZM33 187H28V186H27V189H26L27 191H26L25 189H23V191H22V190H20V189H18V188H16V189L14 188V189H13L12 186H11V187H9L10 189H9L8 191H7V189H6V193H5V194L2 193V192H4L5 190L1 192L2 194H0V214H1V215L4 214V215H2V216L0 215V216L2 217L3 220L5 219L6 221H9V219H10V218L12 217V215H13V214H11V213H15V214H16V212H12V211H11L12 207L15 206V205H17V204H18L19 207H20V206H21L20 203L24 202V201L21 202L22 199L19 200V198H20V197L22 198V196H21V194H17L16 192H18V190H19L18 193H20V191L23 192V193H24V194H23V197H24V195L29 196L28 194H32V195H33V192L30 191V189L33 188ZM38 187H39L40 189H37ZM29 188H30V189H29ZM54 188H56V186H54ZM63 188H64V187H63ZM12 189H13V190H12ZM17 189H18V190H17ZM78 189H79V188H78ZM259 189H260V188H259ZM259 189L257 188L258 191H259ZM62 190H63V189H62ZM257 190L255 191V193H254V195H253V196L255 197V200H254V201L256 202V197L259 196V197H258L259 200H260V201H263V202L260 203V205H259L258 203H256V204L259 205V207H258L257 205H254V206H257L258 209L261 207V208H263V210H264V199L261 200V198L264 197V187L260 189V190H263V191H259V194L255 196V194L258 192ZM9 191H11V192H9ZM24 191H25V192H24ZM29 191H30L31 193H30ZM48 191H49V190H48ZM55 191H56V190H55ZM112 191H113V190H112ZM7 192H8L9 194H8ZM28 192H29V193H28ZM49 192H51V191H49ZM260 192H261V194H260ZM15 194H17V196L20 195V197H15ZM37 194H38V195H37ZM40 194H42L43 196H41ZM65 194H66V193H65ZM262 194H263V195H262ZM1 195H2V196H1ZM4 195H5V197H4ZM32 195H31V196H32ZM44 195L46 196V198H47V195H48V196H51V197H48V200H46V198H45V200H44V197H45ZM61 195H62V193H61ZM108 195H109V194H108ZM260 195L263 196V197L260 198ZM34 196H32V197H34ZM63 196H64V194H63L61 197L64 198ZM66 196H67V194L65 195V199H66ZM29 197H30V196H29ZM42 197H43V198H42ZM15 198H16V200H17V198H18V201H20V202H17V201L15 200ZM30 198H31V197H30ZM35 198H36V197H35ZM62 198H60V193H59V200L62 201ZM14 200H15L16 202H15ZM33 200H34V198H33ZM33 200H32V201H33ZM42 200H44V201H42ZM52 200H54V198H52ZM59 200H58V202H59ZM45 201L47 202V204L44 203ZM50 201H51V202H50ZM61 201H60V202H61ZM63 201H64V200H63ZM257 201H258V200H257ZM60 202H59V205H61ZM258 202H259V201H258ZM24 203H25V202H24ZM30 203H31V202H29V204H30ZM49 203H51V205H50ZM227 203H228V202L226 201V206H225V204H223V208H224V206H225V207H226L225 209H226L227 211H225V210H224V212H221V211H220V214L223 215V214L226 212L225 214L228 215V213H229L228 211L231 210V207H232L233 205H232V203H228V204H229V207H230V210H229V207H228V209H227V206H228ZM22 204H23V203H22ZM34 204L32 203V205H29V207H32V209H33L34 206H36V205H34ZM44 204H45L46 207L44 206ZM48 204H49V205H48ZM62 204H63V202H62ZM12 205H13V206H12ZM18 205H17V207L15 206L16 208L13 207V209H15V210H16V209H19V210L21 211V209L18 207ZM47 205H48V206H47ZM57 205H58V203H57ZM10 206H11V207H10ZM61 206H62V205H61ZM61 206H60V208H61ZM254 206H253L252 209H250L251 207H250V208L248 207L249 210H247V211L250 212V210H251V213H252V215H251V213H250V217H252L253 215H255V214L252 212V211L254 210ZM4 207L7 209L6 211H5V208H4ZM7 207H8V208H7ZM29 207H28L29 210H26V214H27L28 216H25V217L22 216V215H24V212H22V211H21V214H19L20 217H19V215H17V216H18V223H20L19 221L21 220V223H22V224L20 223L21 225H23L24 222H27V221H28V222H27L26 224H28L30 220L34 219V218H32V215L34 214L33 216H35V219H34V221H33V220H32V221H33V222L36 221V222H35L36 225H37L36 228H38V226H39V227H40V230H42L41 232L44 233V235H43L42 233H41V234L38 233V232H40L39 229H36V228H35L36 231L38 230V232H36V233H38V234H37V237H38L39 234H40V236H43V237H42V239H43V238H45V234L47 233V230H48V228L45 227L46 224H47V220H46V223H45L44 220H45L46 218L44 217V215H43L44 220H43V218H39V219L37 220V219H36V217H37L36 215H37V214H36V213H33L34 211H32V210H31V211H32V212H31ZM43 207H44V208H43ZM58 207H59V206H58ZM58 207H57V210H58ZM3 208H4V209H3ZM9 208H10V209H9ZM232 208H233V207H232ZM246 208H247V207H246ZM246 208H245V210L243 209L244 212L246 211ZM261 208L259 209V211L261 210ZM8 209H9L11 212H10ZM13 209H12V210H13ZM55 209H56V208H55ZM141 209H142V208H141ZM255 209H256V207H255ZM19 210H18L17 212H20ZM28 211H29V212H28ZM55 211H56V210H55ZM60 211H61V209H60ZM183 211H184V210H183ZM231 211H232V210H231ZM240 211H242V210H240ZM254 211H255V210H254ZM256 211H257V209H256ZM259 211H257V212H259ZM176 212H177V211H176ZM179 212H181L182 215H183V213L186 214L185 211L182 212V211L180 210ZM179 212H178V213H179ZM232 212H234V211H232ZM244 212H239V213H240V214H238L239 216L237 217V215H236V218H238V220H237V219H235V220H237L238 222H239V220L242 221V222H243V220L245 221V220H246V219H245L246 216H245V218L242 220L243 216H244V215H249V214L246 213V212L244 213ZM22 213H23V214H22ZM47 213H48V214L50 213L49 216L47 215ZM53 213H54V212H53ZM241 213H242V215H241ZM243 213H244V215H243ZM255 213H256V212H255ZM8 214H9V216H8ZM10 214H11V215H10ZM31 214H32V215H31ZM44 214H45V213H44ZM179 214H180V213H179ZM231 214H232V213H231ZM231 214H230V215H231ZM5 215H6V216H5ZM52 215H53V214H52ZM222 215H221V216H222ZM233 215H234V214H233ZM233 215H231L230 217H232ZM240 215L242 216L241 219H239ZM3 216H4L5 218H4ZM30 216H31V217H30ZM173 216H174V215H173ZM177 216H179V215H176V217H175V216H174V217L177 218ZM214 216H215V215H214ZM214 216H213V217H214ZM228 216H229V215H228ZM255 216H256V215H255ZM22 217H24V219H23ZM27 217H28L29 219H30V218H32V219L29 220ZM53 217H54V215H53ZM53 217H52V218H53ZM171 217H172V216H171ZM174 217H172V219H170V222H172L173 220H174V221H175V220H180L181 218L183 219V216H182L181 218L179 217L180 219H178V218L175 219ZM185 217H186V216H185ZM185 217H184V218H185ZM219 217H220V216H219ZM222 217H223V218H222ZM222 217H221V218L223 219L224 223H226L224 219H226V221H228V222H229V221H232V218H230V217H228V219H231V220H227V218H226L227 216L225 217V216L223 215ZM224 217H225V218H224ZM248 217H249V216H248ZM25 218L28 219V220L23 222L22 220H26ZM52 218H51V219H52ZM188 218H189V216H188ZM200 218H202V219H200ZM200 218H196L197 220L195 219L196 221H195V220H194V221L197 222L198 219H199V220H203V216L200 217ZM211 218H212V217H211ZM0 219H1V218H0ZM51 219H50V222L52 221ZM186 219H187V218H186ZM247 219H248V218H247ZM252 219H254V216H253ZM252 219H251V221H252ZM53 220H54V218H53ZM183 220H184V219H183ZM190 220H191V219H190ZM190 220L188 219V222H191V223H192V221H190ZM38 221H40V222L37 223ZM42 221H43V222H42ZM174 221H173V222H174ZM194 221H193V223H194ZM251 221H250V220H248V221L246 220V221H245V222H250V224L248 223V224H249V227H250V226L253 227L252 224H251ZM4 222H5V221H4ZM30 222H31V221H30ZM48 222H49V221H48ZM173 222H172V223H173ZM175 222H176V221H175ZM175 222H174V224H172V225H175ZM177 222H178V221H177ZM184 222H185V220H184ZM188 222H186V223H188ZM198 222H199V221H198ZM7 223H8V222H6V223H4V224L7 225ZM18 223H17L16 225H18ZM41 223L44 224V225H43V226H44L43 228L41 227V226H42ZM52 223H53V221H52ZM52 223H51L50 225H49V223H48V226H51ZM191 223H190V224H191ZM0 224H1V223H0ZM20 224H19V227L21 226ZM32 224H33V223H32ZM39 224H40V225H39ZM162 224H163V222H162V223L160 222L159 224L156 225V227H157V228H160L161 226H162V227L165 226V224H163V225H162ZM228 224H229V223H228ZM228 224L226 223V225H228ZM243 224H244V222H243ZM243 224H241V225H243ZM246 224H247V223H246ZM248 224H247V225H248ZM8 225L10 226L9 223H8ZM8 225H7L6 227L9 228ZM140 225L143 226V224H140ZM33 226L35 227V224H33ZM142 226L139 227V228L142 229V228H143ZM166 226H167V224H166ZM21 227H22V226H21ZM246 227H248V226H246ZM249 227H248V228H249ZM251 227L249 228L250 231H251ZM22 228H23V229H24V228L26 229L27 227H26V225H25V226L23 225ZM22 228H19V229H20V231L23 232V229H22ZM41 228H42V229H41ZM44 228H45V229L47 228V229L45 230ZM49 228H50V227H49ZM230 228H231V227H230ZM230 228H229V229H230ZM0 229H2V224H1V226H0ZM5 229L7 230V228H5ZM5 229L0 230V232H1V231L3 232V230H4V232H6ZM12 229H13V227L10 228L9 230L11 231ZM14 229H15V228H14ZM19 229H18V231H19ZM25 229H24V230H25ZM43 229H44V231H45L46 233L43 231ZM144 229H145V225H144ZM9 230H7V231H9ZM255 230H256V229H255ZM12 231H13V230H12ZM20 231H19V232H20ZM246 231H248V229H247ZM250 231H249V233H250ZM253 231H254V229H252L251 232L254 233L255 231H254V232H253ZM228 232H229V230H228ZM11 233H12V232H11ZM33 233H35V232H33ZM252 233H251V234H252ZM0 234H1V233H0ZM14 234H16V233L14 232ZM14 234L12 233L11 235H14ZM143 234H144V233L142 232V236H143ZM245 234H246V233H245ZM11 235H10L11 239H10V237H9L8 239H6V236H7V235L5 236V239H6V240H5V239H4V240H5L6 242L3 241L2 239L0 240L1 242L4 243V244H3L4 246H6V245L10 244V242L16 240L17 237L14 238V237H12ZM34 235H35V234H34ZM152 235L159 236L158 234H156V232H155L154 234H152ZM256 235H257V234H256ZM0 236H1V235H0ZM15 236H16V235H15ZM145 236H146V235H145ZM156 236H154V238H153V236L150 237V235H148V236H146L145 238H143V237L141 238V239H142V242H144V243H143V244H144L143 247H145V248L148 247V248H147L148 251H149L150 249H152V247H153V249H152L153 254H151L152 252H150V256H151V257H150L149 255H148L149 258H148V256H145V257H146L145 259H146V261H147V262H145V263H147V264H162V263H164V259H162V256L164 255V254H163V253H164L163 250H165V248H166L165 245H166V244L163 243V244H165V245H164V249H161V248H163V247H162L163 244H162V246L159 244V246H161V248L158 246V247L160 248V249H158V250H161V252L163 251V252H162L163 255H162L161 253H158V252H160V251L157 250L158 247L156 248V246L158 245V243L161 242V241H159V240H161V238L158 239V237H156ZM257 236L259 237V235H257ZM257 236H256V238H257ZM7 237H8V236H7ZM37 237H35V238L37 239L36 242H35V239L33 240V241H34V242L32 243L33 245H34L35 243L37 244V242H38V244H42V242H44V241L42 240V242L39 243L38 240H39L40 237H38V238H37ZM155 237H156V238H155ZM160 237H161V236H160ZM226 238H227V237H226ZM226 238H224V239L226 240ZM244 238H245V237H244ZM244 238H243V240H244ZM12 239H14V240H12ZM230 239H231V238H228V242L230 241ZM263 239H264V238H263ZM8 240H9V241H8ZM225 240H224L223 242H225ZM246 240H247V242H248V239H246ZM258 240H259V245H260V246H261V244H264V243H262V242H264V240H262V239H258ZM260 240H262V241L260 242ZM162 241H163V240H162ZM1 242H0V245L3 247V249H5L6 247H4V246L2 245ZM8 242H9V243H8ZM19 242H21V240H19ZM145 242H146V244H145ZM228 242H225V243H228ZM245 242H246V241H245ZM245 242H244V243H245ZM247 242H246V243H247ZM5 243H8V244H5ZM17 243H18V242H17ZM229 243H230V242H229ZM229 243H228V244H229ZM36 244L34 245V246H36V248H37L38 246L40 247V248H39V247L37 248V249H39V251L36 249V252L38 251L37 253H40V251H41L40 249H42L41 247L44 246V245H43L44 243L42 244L43 246H41V245H38V246H37ZM149 245H150V246H149ZM243 245H246V244H243ZM1 246H0V251H1V249H2ZM229 246H230V245H228V247H229ZM260 246H259V247H260ZM150 247H151V248H150ZM154 247L156 248V250H155ZM241 247H242V246H241ZM241 247H240V248H241ZM234 248H235V247H234ZM240 248H238V250H240ZM242 248H243V250H246V248H245L244 246H243ZM242 248H241V249H242ZM3 249H2V250H3ZM32 249H33V248H32ZM236 250H237V249H234L233 252H234V251H235V252H234L233 254L231 253V255L233 256V259H234V257H235L236 255H239L240 253H242V252H241L242 250H240V253H239V254H235V253H238V252H239L238 250H237L238 252H237ZM258 250H259V249H258ZM260 250H262V253H264V245H263V249H262V246H261V249H260ZM34 251H35V249H34ZM34 251H33V252H34ZM154 251H155V252H154ZM156 251H157V252H156ZM36 252H34V253L37 254ZM148 253H149V252H148ZM165 253H167V252L165 251ZM156 254H158V256H157ZM160 255H162V256H160ZM231 255H229V257H230ZM240 255H241V254H240ZM164 256H165V257H164ZM164 256H163L164 258L167 257V255H164ZM237 257H238V259L235 258V260L237 259V260L239 261L241 257H240V256H237ZM239 257H240V258H239ZM160 258H161L163 261H162ZM227 258H228V256H227ZM231 258H232V257H231ZM145 259H144V260H145ZM85 260H86V259L84 258V262L86 263L87 260H86V261H85ZM229 260H230L229 264H230V263L232 264V263H234V262H235V263L237 262V261H235V260H233L232 262H231V259H229ZM262 260H263V259H262ZM82 261H83V260H82ZM226 261H228V260H226ZM226 261H224L225 264L228 263V262H226ZM88 262H90V261L88 260ZM161 262H162V263H161ZM224 262H223V263H224ZM185 263H186V262H185ZM223 263H221V264H223Z\"/></svg>",
  "mask_w": 264,
  "mask_h": 264
}]
</instances>
